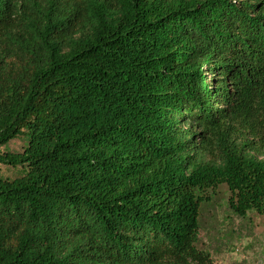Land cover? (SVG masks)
<instances>
[{
	"label": "trees",
	"instance_id": "16d2710c",
	"mask_svg": "<svg viewBox=\"0 0 264 264\" xmlns=\"http://www.w3.org/2000/svg\"><path fill=\"white\" fill-rule=\"evenodd\" d=\"M0 163V264H216L212 194L264 216V0H0Z\"/></svg>",
	"mask_w": 264,
	"mask_h": 264
},
{
	"label": "rangeland",
	"instance_id": "374dc122",
	"mask_svg": "<svg viewBox=\"0 0 264 264\" xmlns=\"http://www.w3.org/2000/svg\"><path fill=\"white\" fill-rule=\"evenodd\" d=\"M25 142L19 139L2 152L19 153ZM26 168L0 163V179L13 181L23 177ZM230 193L220 186L201 206L198 247L211 253L216 264H264V216L250 212L240 218L229 209Z\"/></svg>",
	"mask_w": 264,
	"mask_h": 264
}]
</instances>
